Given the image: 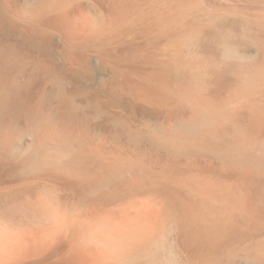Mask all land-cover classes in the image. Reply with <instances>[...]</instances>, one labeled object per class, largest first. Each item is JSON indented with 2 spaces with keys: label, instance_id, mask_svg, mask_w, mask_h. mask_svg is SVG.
<instances>
[{
  "label": "bare ground",
  "instance_id": "6f19581e",
  "mask_svg": "<svg viewBox=\"0 0 264 264\" xmlns=\"http://www.w3.org/2000/svg\"><path fill=\"white\" fill-rule=\"evenodd\" d=\"M15 1L0 0V191H55L0 212V264H264V0H83L80 20L81 0ZM54 54L110 76L90 89ZM121 98L163 120L133 122Z\"/></svg>",
  "mask_w": 264,
  "mask_h": 264
},
{
  "label": "rangeland",
  "instance_id": "374dc122",
  "mask_svg": "<svg viewBox=\"0 0 264 264\" xmlns=\"http://www.w3.org/2000/svg\"><path fill=\"white\" fill-rule=\"evenodd\" d=\"M25 1V0H24ZM23 0H16L14 3H16L14 6L17 7L18 4L23 3ZM90 4L86 1H78L75 2L67 7V12L71 15V17L74 20H80L82 16H84L85 10ZM13 25V26H12ZM8 28V29H7ZM6 28V35L11 36V38L19 39L23 42H31L32 38L31 35L25 30L24 28L20 27L16 23H12L9 25V27ZM1 29V28H0ZM61 37L58 36H51L46 45L47 47L51 49H55L60 44ZM57 46V47H56ZM52 60L54 63L58 64L60 66L61 72L74 79H81L80 73L75 65H69L65 64L62 59L60 58L59 54H54L52 57ZM93 65V66H92ZM108 76H110L109 71H105L100 65L97 63L96 60L91 61V71L90 73L83 77L81 80L85 82V85L90 89H99L101 88V82H103ZM105 77V79H104ZM118 106V107H117ZM116 109L121 110L120 112H124L123 114H127L131 117V120L135 123L140 122L143 118H150L154 120H163L162 112L160 110L152 108V107H141L138 105V101L134 99H128V98H121L116 103ZM144 113V114H143ZM101 128H106L104 123H101ZM33 185V186H32ZM48 186V187H47ZM50 186V187H49ZM55 188L50 185L46 184L44 182H36L34 184L28 185V186H22L13 188V190H7L5 192L0 191V212L2 210H5L6 207L10 204L15 202H25L27 200H43L48 201L47 199L51 200V192H54ZM50 190V191H49ZM24 191V192H23ZM48 193H47V192ZM10 192V193H9ZM43 196L41 198V196ZM46 195V196H45ZM45 196V197H44ZM38 198V199H37ZM45 198V200H44ZM12 199V200H11ZM15 199V200H14ZM11 201V202H10ZM51 203V202H49ZM54 206V204L52 203ZM58 210V208H55ZM1 214V213H0ZM1 221V220H0ZM1 223V222H0ZM23 223V224H22ZM18 220V224H21L19 226H22L24 228H28L31 226H38V223H25ZM34 224V225H33Z\"/></svg>",
  "mask_w": 264,
  "mask_h": 264
}]
</instances>
